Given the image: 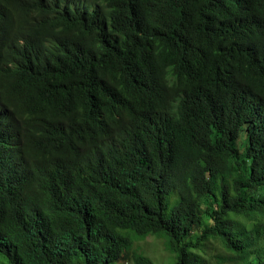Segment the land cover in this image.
Wrapping results in <instances>:
<instances>
[{
  "label": "trees",
  "instance_id": "obj_1",
  "mask_svg": "<svg viewBox=\"0 0 264 264\" xmlns=\"http://www.w3.org/2000/svg\"><path fill=\"white\" fill-rule=\"evenodd\" d=\"M151 236L264 264V0H0V253L156 264Z\"/></svg>",
  "mask_w": 264,
  "mask_h": 264
},
{
  "label": "rangeland",
  "instance_id": "obj_2",
  "mask_svg": "<svg viewBox=\"0 0 264 264\" xmlns=\"http://www.w3.org/2000/svg\"><path fill=\"white\" fill-rule=\"evenodd\" d=\"M137 247L144 253L145 256L150 257L154 260L156 264H171L172 255L168 252L165 242L156 237H149L144 241H138ZM224 254V249L220 248L218 251H215L213 255V260L217 264L215 257ZM0 264H8L7 258L0 253ZM134 264V263H127Z\"/></svg>",
  "mask_w": 264,
  "mask_h": 264
},
{
  "label": "bare ground",
  "instance_id": "obj_3",
  "mask_svg": "<svg viewBox=\"0 0 264 264\" xmlns=\"http://www.w3.org/2000/svg\"><path fill=\"white\" fill-rule=\"evenodd\" d=\"M90 12V11H89ZM90 14V13H89ZM215 36H217V35H215ZM214 38V37H213ZM212 49V48H211ZM118 61V60H117ZM154 62V61H153ZM101 69V68H100ZM160 70V69H159ZM176 70V69H175ZM68 71V70H67ZM84 71V70H83ZM76 72V71H75ZM123 72V71H122ZM121 72V73H122ZM150 72V71H149ZM160 72V71H159ZM107 73V72H106ZM167 73V72H166ZM170 73V72H169ZM182 73V72H181ZM185 73V72H184ZM73 74V73H72ZM74 75V74H73ZM148 75V74H147ZM105 76H106V74H105ZM150 76V75H149ZM113 77V76H112ZM129 77V76H128ZM184 77V76H183ZM86 78H88L87 76H86ZM102 78H103V76H102ZM182 78V77H181ZM103 79H105V78H103ZM115 79V78H114ZM124 79V78H123ZM129 79V78H128ZM135 79V78H134ZM143 79V78H142ZM161 79V78H160ZM120 80V79H119ZM151 80V79H150ZM163 80V79H162ZM75 81V80H74ZM131 81V80H130ZM164 81V80H163ZM142 82H143V80H142ZM132 83V82H131ZM135 83V82H134ZM145 83V82H144ZM150 83V82H149ZM166 83V82H165ZM176 83V82H175ZM182 83V82H181ZM142 84V83H141ZM126 85V84H125ZM167 85V84H166ZM129 86V85H128ZM133 86V85H132ZM179 86H181V85H179ZM69 88V87H68ZM128 88V87H127ZM169 88V87H168ZM129 89V88H128ZM133 91V90H132ZM115 92V91H114ZM158 92V91H157ZM160 92V91H159ZM134 93V92H133ZM139 93V92H138ZM132 94V93H131ZM168 94V93H167ZM86 95V94H85ZM162 95V94H161ZM166 95V94H165ZM164 98H165V96H164ZM122 105V104H121ZM171 106V105H170ZM181 106V105H180ZM122 108V107H121ZM167 109V108H166ZM183 110V109H182ZM186 110V109H185ZM123 111V110H122ZM190 113V112H189ZM192 113V112H191ZM176 116V115H175ZM171 122V121H170ZM173 122H174V120H173ZM176 122V121H175ZM208 127V126H207ZM210 127V126H209ZM205 130V129H204ZM210 130H211V128H210ZM157 132V131H156ZM208 133H210V132H208ZM200 137V136H199ZM167 143V142H166ZM189 143V142H188ZM162 145H163V143H162ZM94 161V160H93ZM244 162V161H243ZM178 189V188H177ZM175 196V195H174ZM38 197V196H37ZM179 197V196H178ZM177 197V198H178ZM122 233V235L124 234L123 232H121ZM128 234V233H127ZM198 236V235H197ZM130 238V237H129ZM199 238V237H198ZM137 239V238H136ZM140 239V238H139ZM78 243V242H77ZM133 244V243H132ZM135 245V244H134ZM133 248V247H132ZM76 249V248H75ZM211 250V249H210ZM133 252V251H132ZM206 252V251H205ZM82 253V252H81ZM80 253V254H81ZM137 256V255H136ZM140 256V255H139ZM85 257V256H84ZM141 258V257H140ZM139 258V259H140ZM83 259V258H82ZM137 260V259H136ZM204 260V259H203ZM147 261V260H146ZM107 263V262H106ZM140 264V263H139Z\"/></svg>",
  "mask_w": 264,
  "mask_h": 264
}]
</instances>
